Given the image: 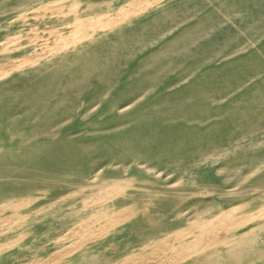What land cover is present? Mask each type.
I'll return each instance as SVG.
<instances>
[{
  "label": "rangeland",
  "instance_id": "1",
  "mask_svg": "<svg viewBox=\"0 0 264 264\" xmlns=\"http://www.w3.org/2000/svg\"><path fill=\"white\" fill-rule=\"evenodd\" d=\"M124 181L161 203L36 212L0 260L264 264V0H0V203Z\"/></svg>",
  "mask_w": 264,
  "mask_h": 264
},
{
  "label": "bare ground",
  "instance_id": "2",
  "mask_svg": "<svg viewBox=\"0 0 264 264\" xmlns=\"http://www.w3.org/2000/svg\"><path fill=\"white\" fill-rule=\"evenodd\" d=\"M110 20V19H109ZM108 20V21H109ZM105 23H106V21H105ZM107 23H109V22H107ZM106 23V24H107ZM109 25H112V24H109ZM108 25V26H109ZM107 26V25H106ZM108 33V32H107ZM109 34V33H108ZM9 38V37H8ZM10 39H11V37H10ZM9 39V40H10ZM76 39H78V37L76 38ZM15 40V39H14ZM73 40V39H72ZM78 42V41H77ZM80 42V41H79ZM76 43V42H75ZM81 45H83V44H81ZM59 47V46H58ZM69 47V46H68ZM63 49H66V48H63ZM61 49H59V51H60ZM59 51H57V52H59ZM65 51V50H64ZM63 51V52H64ZM35 52H37V51H35ZM34 52V53H35ZM56 52V53H57ZM8 54V53H7ZM53 55V54H52ZM9 60V59H8ZM12 63V62H11ZM14 63V62H13ZM16 63V62H15ZM40 63V62H39ZM12 65V64H11ZM14 65V64H13ZM3 82H4V80H3ZM6 84V83H5ZM4 85V84H3ZM143 157H144V155H143ZM131 163V162H130ZM138 164V163H137ZM144 165V164H143ZM133 166V165H132ZM139 166V165H138ZM141 169V168H140ZM151 170V169H150ZM134 173V172H133ZM85 175V174H84ZM135 175V174H134ZM71 176V175H70ZM73 176V175H72ZM106 176V175H105ZM138 176H140V175H138ZM69 177V176H68ZM99 177H101V176H99ZM104 177V176H103ZM130 177H131V174H130ZM4 178V177H3ZM10 178V177H9ZM142 178V177H141ZM140 178V179H141ZM146 178V177H145ZM52 179V178H51ZM138 179V178H137ZM88 180V179H87ZM104 180H105V178H104ZM142 180H143V178H142ZM202 180V179H201ZM100 181V180H99ZM98 181V182H99ZM141 181V180H140ZM61 182V181H60ZM67 181H65L64 183H66ZM134 182V181H133ZM138 182V181H137ZM150 182V181H149ZM107 183V182H106ZM140 183V182H139ZM86 184V183H85ZM133 183H131V182H127V181H124L123 183H119L116 187V189H112L111 191H109V192H104L103 194H95L94 196H93V194L92 195H89L88 196V199L86 200H84V201H81L80 199H76V198H74V195H76L77 193V191H71V190H64V189H62V188H60L59 186H52V187H48V189L46 190V194H47V198H49V200H54V202H53V205H46V206H44L43 208H41L40 210H39V206H41V201L40 202H37L36 200H34V199H32L31 197H26V196H20V197H18V198H16V199H13L12 201H10V202H8V203H0V212L1 213H3V212H9V211H11L10 212V214H7V215H5V216H3L2 218H0V236H5V235H7V234H9V233H11V232H13V231H15V230H18V231H27L29 228H33V223H34V221L32 220L33 218H32V215L34 214V213H36V212H39L40 211V213H41V215H48L50 212H49V210H50V208L51 207H54V206H60V205H63V204H65L66 202H68V203H73L75 206H77V208L78 209H82L83 211H84V209H86V210H89V209H87L88 207H90L91 205H95L96 207L95 208H93V209H95L94 210V213H93V215L92 216H97V215H104L105 214V210H102L101 208H100V200L102 201V202H106L107 204H108V206H109V208L108 209H110V210H114V209H116V210H114L113 212H112V214H116V213H118L119 211H121V210H126L127 212L129 211V212H132L133 211V209L136 207V206H134L135 204H130L129 206H124V207H122V208H119V207H121L122 205H123V203L122 202H124V200H130V196H131V198L133 199V200H136V202H137V204H144V205H147V206H149L150 208H152L153 209V207L155 208V206L156 205H159L160 203H161V201H162V198H161V196H159V195H157V194H154V195H147L146 193L145 194H141V193H143V192H141V191H139L138 189H130V188H127L126 189V187L127 186H129V185H132ZM54 185V184H53ZM92 185V184H91ZM97 185V184H96ZM76 186V185H75ZM93 186V185H92ZM79 187V186H78ZM85 187V186H84ZM47 188V187H46ZM44 189V188H43ZM75 189V188H74ZM33 190V189H32ZM35 190V189H34ZM90 190H92V189H90ZM28 191H30V193H31V190H28ZM39 191V190H38ZM85 192H88L89 193V191H88V189L86 188V190H84ZM144 191V190H143ZM131 193V195H129ZM116 194H122V195H120L121 197H119V198H116L117 197V195ZM150 194V193H149ZM78 195V194H77ZM29 196V195H28ZM85 196V195H84ZM8 197V196H7ZM33 197V196H32ZM42 197V196H41ZM15 198V197H14ZM38 198V197H37ZM4 201V200H3ZM48 202V201H47ZM120 203H122V204H120ZM126 203V202H125ZM129 203V202H128ZM44 204V203H43ZM48 204V203H47ZM99 205V206H98ZM133 205V206H132ZM65 207V206H64ZM149 207H147V208H149ZM28 209V212H23V213H21L22 212V210L23 209ZM55 208H57V207H55ZM72 208V207H71ZM74 208V207H73ZM53 210V209H52ZM25 211V210H24ZM68 211H70V212H72L71 211V209L70 210H68ZM78 211V210H77ZM63 212V211H62ZM74 212V211H73ZM76 212V211H75ZM92 212V211H91ZM52 213V212H51ZM64 213H65V211H64ZM89 213V212H88ZM90 214V213H89ZM52 215H53V213H52ZM51 215V216H52ZM50 216V217H51ZM91 216V217H92ZM48 217H49V215H48ZM54 217V216H53ZM57 217H58V214H57ZM61 217V216H60ZM67 217V216H66ZM79 217V216H78ZM63 218V217H62ZM61 218V219H62ZM86 218V217H85ZM84 218V219H85ZM38 219V218H37ZM59 219V218H58ZM57 219V220H58ZM67 219V218H66ZM44 220V219H43ZM63 220V219H62ZM81 220V219H80ZM79 220V221H80ZM89 220H91V218H89ZM112 221V224L113 225H117L118 223H119V220L118 219H114V220H111ZM129 220H125L124 221V223H127ZM37 222V221H36ZM35 222V223H36ZM90 221H86V220H81L80 222H78L76 225L74 224V228H72L71 230H70V232H72V233H76V232H78L79 230H81L82 228H84L88 223H89ZM74 223V222H73ZM76 223V222H75ZM121 223V222H120ZM128 225H130V223H128ZM70 227V226H69ZM72 227V226H71ZM69 229V228H68ZM67 231V230H66ZM19 233V232H18ZM78 234V233H77ZM25 235V234H24ZM19 236V235H18ZM22 236V235H21ZM20 236V237H21ZM72 236H73V234H72ZM23 237V236H22ZM59 237V236H58ZM69 237H70V235H69ZM92 238V237H91ZM21 239V238H20ZM88 239H90V238H88ZM12 240V239H11ZM19 240V239H18ZM28 240V239H27ZM29 240H30V238H29ZM54 240V239H53ZM58 241H65V240H58ZM82 241H84V240H82ZM55 242V241H54ZM4 243V242H3ZM150 243H153L154 244V242H150ZM150 243H148V244H142L140 247H139V249L132 255H130V256H128V257H126V261H127V263L128 264H133V262L135 261V260H139V259H141L142 257H144L146 254H145V250L144 249H146L147 247H149L151 244ZM7 244V243H6ZM13 244V243H12ZM4 245H5V243H4ZM3 245V246H4ZM6 246H8V245H6ZM22 247V246H21ZM62 247H64V246H62ZM63 249V248H62ZM61 249V250H62ZM90 250H92V249H90ZM62 252V251H61ZM60 252V253H61ZM72 252V251H71ZM89 252V251H88ZM56 253V252H55ZM66 253V252H65ZM98 253V252H97ZM54 254V253H53ZM53 254H51V255H53ZM89 254V253H88ZM91 254H94V253H91ZM23 255V254H22ZM65 255H67V254H65ZM82 255V254H81ZM80 255V256H81ZM73 256V255H72ZM23 257V256H22ZM64 257V256H63ZM75 257H76V255H75ZM85 257V255L83 256V258ZM62 258V257H61ZM81 258H82V256H81ZM97 259L98 258H100L99 256L98 257H96ZM124 259V258H123ZM53 260V259H52ZM55 260V259H54ZM53 260V261H54ZM28 261V260H27ZM69 261V260H68ZM91 261V260H90ZM100 261V260H99ZM98 261V262H99ZM57 262V261H56ZM60 262V261H59ZM63 262V261H62ZM72 262V261H71ZM71 262L69 263V264H71ZM74 262V261H73ZM87 262H89V261H87ZM116 262V261H115ZM7 263V260H5V259H2L1 258V260H0V264H6ZM90 263V262H89ZM93 263H95L94 262V260H93ZM92 263V264H93ZM144 264H145V262H143ZM161 263V262H160ZM39 264H48L47 262H44V261H40V263ZM110 264H115V263H110ZM118 264V263H117ZM124 264V263H123ZM156 264V263H155ZM161 264H165V263H161Z\"/></svg>",
  "mask_w": 264,
  "mask_h": 264
}]
</instances>
